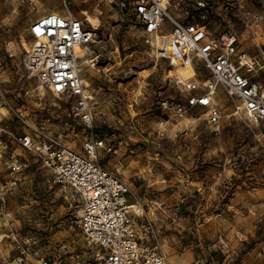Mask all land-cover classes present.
I'll return each mask as SVG.
<instances>
[{
    "label": "rangeland",
    "instance_id": "rangeland-1",
    "mask_svg": "<svg viewBox=\"0 0 264 264\" xmlns=\"http://www.w3.org/2000/svg\"><path fill=\"white\" fill-rule=\"evenodd\" d=\"M134 1L0 0V264L94 258L76 225L79 195L55 183L18 141L41 133L78 153L93 134L115 147L101 152V163L131 186L171 264H264V126L234 115L221 87L218 125L208 124L202 107L178 115L188 97L177 84L183 80L169 61L154 57ZM65 4L95 33L80 58L92 127L75 117L73 98L54 96L26 67L30 26L63 13ZM86 13L99 26H90ZM172 13L203 24L213 38L235 33L264 87V0H186ZM193 65L190 79L202 89L211 76L198 58ZM16 160L26 166L13 168ZM181 198L187 212L179 211Z\"/></svg>",
    "mask_w": 264,
    "mask_h": 264
},
{
    "label": "built area",
    "instance_id": "built-area-1",
    "mask_svg": "<svg viewBox=\"0 0 264 264\" xmlns=\"http://www.w3.org/2000/svg\"><path fill=\"white\" fill-rule=\"evenodd\" d=\"M184 1L135 0L132 9L157 60H167L177 69L193 65L198 58L211 76L202 89L192 79L177 81L180 91L187 92L188 97L184 105L175 108L176 113L183 115L188 109L202 107L207 109L208 124L218 125L222 112L215 96L221 87L234 115L264 126V87L256 79V62L241 51L235 33L213 38L203 24L175 17L172 9ZM29 34L32 43L24 49L27 69L54 96L73 98L75 117L92 127L90 96L81 76L78 49H88L95 33L86 29L65 4L63 13L51 12L35 20ZM199 90L202 91L196 93ZM18 141L40 158L55 183L79 195L81 213L76 225L95 249L93 260L86 264H171L158 245L159 231L131 186L101 163L102 151H116L112 144L93 134L78 153L45 133L37 139L22 136ZM24 166L22 161L13 162L15 169ZM37 264L49 263L40 259ZM72 264L81 263L74 260Z\"/></svg>",
    "mask_w": 264,
    "mask_h": 264
},
{
    "label": "bare ground",
    "instance_id": "bare-ground-1",
    "mask_svg": "<svg viewBox=\"0 0 264 264\" xmlns=\"http://www.w3.org/2000/svg\"><path fill=\"white\" fill-rule=\"evenodd\" d=\"M84 16H86V22L90 24V26H95V27L99 26L100 21L98 19H96L95 17H91L87 13L84 14ZM78 50H79V54L81 55V57L85 58L87 55L86 53L87 49L79 48ZM175 72L179 79H182L183 81H187L188 79H190L191 77L195 75V68H194V65H191L188 67L177 68Z\"/></svg>",
    "mask_w": 264,
    "mask_h": 264
},
{
    "label": "crops",
    "instance_id": "crops-1",
    "mask_svg": "<svg viewBox=\"0 0 264 264\" xmlns=\"http://www.w3.org/2000/svg\"><path fill=\"white\" fill-rule=\"evenodd\" d=\"M184 202H185V198H181L178 204L179 211L187 212L189 210V206H187Z\"/></svg>",
    "mask_w": 264,
    "mask_h": 264
}]
</instances>
